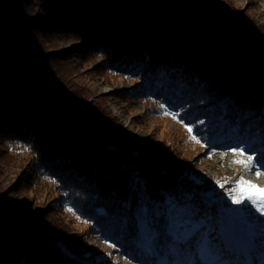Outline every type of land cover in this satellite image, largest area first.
Returning <instances> with one entry per match:
<instances>
[{"label": "trees", "instance_id": "trees-1", "mask_svg": "<svg viewBox=\"0 0 264 264\" xmlns=\"http://www.w3.org/2000/svg\"><path fill=\"white\" fill-rule=\"evenodd\" d=\"M36 2L0 0V144L18 160L24 185L52 194L82 228L68 233L58 221V227L34 221L30 208L1 206L0 264L111 263L112 256L92 248L97 240L115 245L133 264L172 257L183 252L175 231L188 234L194 220L202 222L201 239L208 238L232 204L216 184L222 177L197 176L193 165L221 153L215 142L240 124L247 128L240 136L259 133L261 145L252 146L264 145V32L250 20L229 27L145 0ZM53 25V36L80 40L73 53L100 57L107 73L138 80L128 96L152 106L149 111L178 116L181 132H167L150 148L117 137L108 114L88 109L83 95L65 98L60 89L68 80L53 66L62 54L54 56L50 36L42 37Z\"/></svg>", "mask_w": 264, "mask_h": 264}, {"label": "rangeland", "instance_id": "rangeland-1", "mask_svg": "<svg viewBox=\"0 0 264 264\" xmlns=\"http://www.w3.org/2000/svg\"><path fill=\"white\" fill-rule=\"evenodd\" d=\"M34 1L37 3L36 0ZM145 1H149L151 7L165 6L176 12H181L187 17H194L188 13L193 12L216 22L222 20L221 23L229 24V27L233 23L244 24L250 20L254 28L264 32V0ZM37 5L40 7L41 3ZM54 31L55 26L53 25V32L47 31L42 37L50 36L46 40L52 44L51 46L55 50L54 56L62 54L61 60L54 61L55 65L53 64V66L58 67V70L60 69L66 80H68L67 88L60 89L65 98L68 99L71 93L81 95V97L83 95L82 99L87 102L88 109H102L104 114H108L106 116H108L110 126L113 128L118 127L115 134L117 137L129 136L135 138L134 141L137 143H143L150 148L159 147L167 138V132L171 130L181 132L180 124L183 123V120L178 116L156 113L152 109V111H149L148 109L152 106L128 96L129 90H132L133 86L138 84V80L107 73L100 66V57L92 58L86 54L81 57L79 53H73V51H77L80 41L78 38L66 35L53 36ZM145 38L148 42L155 39L153 37ZM130 46L128 45V47ZM235 92H238V90L235 89ZM213 101V97L207 98L208 103ZM230 107L229 111L233 112L232 105ZM181 112L183 114L184 111L181 110ZM234 113L236 112L234 111ZM244 128L241 124L234 126L233 130L235 131L231 135L217 139L215 146H221L220 148L223 150L221 153L213 154L211 159L207 156L195 159L197 162H193V167L195 173L198 174L197 176L211 172L217 176L220 175L222 178H229L228 184H232L242 175L246 180L264 187V170H262L261 176L257 178L252 173L245 171L243 165L232 164V161L241 159V157L234 156L229 151L231 147L238 144L252 145L253 142H258L261 145L259 140H262V137L259 133L253 134L254 136L251 135L247 139L240 136L247 130V128ZM259 130L256 131L259 132ZM262 130H264V122H261ZM131 143L134 142L131 141ZM253 147L260 149L256 146ZM261 149L264 150L263 144ZM223 154H226L224 159L221 158ZM258 155L264 160L262 157L264 151L258 153ZM191 179L195 180V175H192ZM198 183L201 184V180ZM23 186L25 185L22 180V169L18 164V160L12 158L7 153L6 148L0 144V207L12 206L13 203L21 208L32 209L35 215L34 221L40 220L41 217L46 219L42 223L44 221L54 223L57 227L58 221L66 229V232L72 234H76V230H81L80 225L73 224L74 220L72 218L74 217L68 215L65 211L63 212L62 207L56 205L57 201L53 200L52 194L47 195L35 191L31 186ZM201 194L209 197L211 191L204 192L201 190ZM23 203L25 205H22ZM56 208H59V211ZM26 222L31 224L30 219ZM200 228H202V222L194 220L188 234L184 233L183 229L175 231L179 241L175 243L182 245L183 252L178 248L179 246H176V249H178L172 257L165 258L151 255L146 257L145 260H141L140 264H264V217H261L249 206L231 205L223 208L220 220H218L208 238L207 235H204L201 239L203 235L200 234ZM152 244L150 237L147 241L149 253L154 251ZM92 248L97 250L102 257L112 256L113 261L109 264H133L127 254L118 252L107 241L97 240Z\"/></svg>", "mask_w": 264, "mask_h": 264}, {"label": "snow or ice", "instance_id": "snow-or-ice-1", "mask_svg": "<svg viewBox=\"0 0 264 264\" xmlns=\"http://www.w3.org/2000/svg\"><path fill=\"white\" fill-rule=\"evenodd\" d=\"M165 105H161L164 108ZM168 113L165 112V115ZM186 131L191 135L192 140L197 143L202 141L194 134V128L189 125H185ZM234 156H239L241 159L232 161V164L243 165L245 171L252 173L257 178L262 174L264 170V160L258 155V153L264 151L262 149H256L252 145L238 144L229 149ZM211 158V157H209ZM222 159L226 158V154H223ZM229 178L225 177L222 180H217L218 187L225 189L228 199L232 205L242 206L247 205L252 208L261 217H264V187L246 180L242 175L235 180L231 186H228ZM70 211L72 209H69ZM115 247V245H111Z\"/></svg>", "mask_w": 264, "mask_h": 264}, {"label": "bare ground", "instance_id": "bare-ground-1", "mask_svg": "<svg viewBox=\"0 0 264 264\" xmlns=\"http://www.w3.org/2000/svg\"><path fill=\"white\" fill-rule=\"evenodd\" d=\"M236 229V228H235Z\"/></svg>", "mask_w": 264, "mask_h": 264}]
</instances>
